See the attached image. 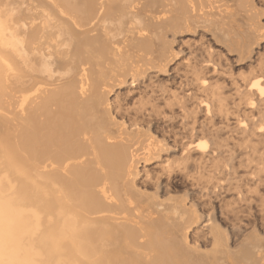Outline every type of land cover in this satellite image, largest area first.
<instances>
[{"label":"bare ground","instance_id":"bare-ground-1","mask_svg":"<svg viewBox=\"0 0 264 264\" xmlns=\"http://www.w3.org/2000/svg\"><path fill=\"white\" fill-rule=\"evenodd\" d=\"M198 28L185 87L162 91L164 107L115 109L113 91L166 72L175 38ZM177 112L192 140L156 129ZM224 133L255 142L257 193L264 0H0V264H264V220L220 223L238 172ZM153 159L165 175L148 187L139 164ZM178 174L198 195L177 194Z\"/></svg>","mask_w":264,"mask_h":264},{"label":"rangeland","instance_id":"rangeland-1","mask_svg":"<svg viewBox=\"0 0 264 264\" xmlns=\"http://www.w3.org/2000/svg\"><path fill=\"white\" fill-rule=\"evenodd\" d=\"M199 31H201L200 28H198L196 30V32H194V33H192L191 31H188V33L184 32L182 34H179L175 38V40L173 42V46L177 50H180V52L177 53L175 58L169 63L166 72H160L157 74H153V76H152L153 79L151 78L150 80H145L143 84H140V85H137V83H133L131 85L125 84V85H122L121 87L117 88L115 91H113L110 94V97L113 98L112 103L115 105V109L120 110L121 112H123V111H125L127 113L132 112L131 114H133L134 108L139 106L140 103H142L143 106L148 107V106H150V104L152 102L155 103V101H156V103L158 102L157 104H159L160 107H164L165 103L163 101L162 102L159 101V99L161 98V94H162L161 92L165 91V90H167L169 92L170 91H177L178 88H180V86L185 87L187 85V83H189V81L192 77L190 67L184 65V62H187V59L189 58V60H190L192 57V54L188 53L189 50L195 51V55L197 54L196 55L197 57H198V55H199V57L201 56L199 53L200 50L198 49V47L200 46V44L202 42H204V38H201ZM215 47L218 48V45ZM187 54H189V55H187ZM234 57H235L234 53H231L230 55L226 54V58H228L227 67H229V69L231 70L232 75L234 77H240V76H242V74H245L248 71V69H247L244 61L236 60ZM172 74H173V76H172ZM187 79H188V81L186 82ZM129 88H130V90H129ZM159 90H160V92H159ZM156 97H157V99H156ZM188 118L184 119L183 116H181V114L180 113L178 114V112H177L173 115L172 118H168L165 121H158V123L156 124V126H157L156 129L161 131V132H164V135L166 134V136L170 140H174V139L177 141H179L180 139L185 140V141L186 140H192V138L188 137V136H190V131L188 132V135H187L186 130L187 129L189 130V128L191 127L190 125L193 124L191 122L193 120L190 119V117H188ZM197 118H198V116H197ZM171 120H173V121H171ZM201 120L199 119L200 122H201ZM186 121L189 123H186ZM199 121H197V123H199ZM188 126H190V127L187 128ZM184 137L185 138L187 137V138L184 139ZM219 140H220L221 146H222L221 150H222V152L224 151L222 153L223 158L224 157L228 158V155H230V153H231V155L234 154L233 156L235 158V162L237 163L236 165H237V171H238L237 174H235V176H234V178L237 177V179L233 178L234 180L232 179L233 181L232 180L230 181L231 188H232L231 193L230 194L228 193V195L226 196L227 199L225 198L224 201L221 202V206L223 205L222 209L224 208V210H222L223 211V214L221 217L222 221L220 223L223 226L222 228H227L226 230L228 233L231 230L230 228L233 226L234 227H236V226L240 227L241 226V229L243 228V230H245L244 232L246 233V232L252 230V228L254 226H256L257 224H258L257 226H259L260 221L264 220V184L258 186L259 192L257 191V193H255V191H254L255 184H253L252 183L253 180H251L255 177V173L253 172V170H254L253 162H251V160H253V158L255 157V153H254L255 142L254 141H248L247 139H241V140L235 139L234 140L233 137L230 136V133L221 134ZM231 150H232V152H231ZM233 151L236 152V154ZM158 161L161 162L160 160L153 159V160L147 161L146 163L139 164L140 173H139L137 179L139 180L140 183H143V185L148 184L147 186L151 187L152 183L155 182V179H157L158 176L161 177L162 175H165L164 170L162 169V167L164 166L163 165L164 163L163 164L158 163ZM193 170H194V168L192 169L190 174H192V173L194 174ZM173 173H175V172H173ZM183 177H184V179H183ZM226 179H227V177L223 178L224 181H227ZM172 184H174V187L177 188V190H178L177 194H180V195L184 194L185 192L192 193L193 191H196V188H197V187H195L197 185L196 182L192 181L191 178H189V176H187V175L186 176H182L179 174L176 175V178L173 180ZM261 186H263V187H261ZM235 187H237V188H235ZM192 189H194V190H192ZM193 194H195V196H196L197 193L193 192ZM237 195H238V197H237ZM243 202H245V203H243ZM248 206L249 207L251 206V207L248 208ZM199 208H201V209L204 208L202 210L206 211L205 205L201 204L199 206ZM223 218H225V220ZM250 219H251V221H250ZM248 221H249V223H248ZM242 225H244V226L242 227ZM204 233L205 232H202V230H200V228H199V231L197 230L194 232L195 236H197V238L200 240H202L206 236V235L204 236Z\"/></svg>","mask_w":264,"mask_h":264}]
</instances>
